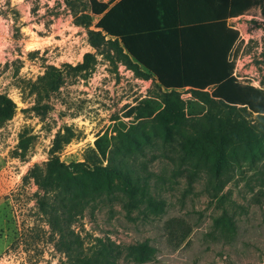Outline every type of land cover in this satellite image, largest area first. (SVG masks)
I'll return each mask as SVG.
<instances>
[{
	"label": "rangeland",
	"instance_id": "rangeland-1",
	"mask_svg": "<svg viewBox=\"0 0 264 264\" xmlns=\"http://www.w3.org/2000/svg\"><path fill=\"white\" fill-rule=\"evenodd\" d=\"M82 13H89L87 0H0V93L15 104L12 117L0 122V264H60L64 259L37 208L41 192L23 180L27 171L53 156L70 169L77 162L94 169L105 164L94 141L101 138L104 148L114 147L126 132L141 148L131 142L127 153L145 170L163 209L154 215L144 204L126 207L119 192L102 196L73 225L86 243L91 237L110 238L117 248L115 264H264L261 119L200 101L187 87L175 91L183 101L182 119L175 117L174 105L162 96L168 91L153 77H138L90 47L86 28L76 23ZM90 15L93 29L98 16ZM229 24L243 37L230 55L235 79L264 90V18L252 11ZM86 52L94 54L95 63L89 73L74 76L67 66L81 62ZM50 65L63 72V83L35 104L30 84ZM140 101H149L154 112L138 125L124 112ZM200 126L206 128V140L221 132L230 143L233 134L239 142L249 139L252 150L233 165L229 181L213 197L204 188L206 174L192 172L180 158L187 152L180 143L192 153L193 141L187 138ZM22 137L29 138L24 152ZM224 214L229 223L218 221Z\"/></svg>",
	"mask_w": 264,
	"mask_h": 264
},
{
	"label": "trees",
	"instance_id": "trees-1",
	"mask_svg": "<svg viewBox=\"0 0 264 264\" xmlns=\"http://www.w3.org/2000/svg\"><path fill=\"white\" fill-rule=\"evenodd\" d=\"M87 7L89 13L80 14L76 23L86 28L90 47L105 60L122 64L138 77H153L160 88L168 91L162 96L167 104L174 105L170 111L175 117L180 118L178 113L183 105L175 91L188 87L200 101H215L260 118L263 127L259 138H264V90L233 77L230 55L236 47L238 32L227 25L229 18L245 15L252 9L264 18V0H87ZM90 14L98 16L93 29L89 28ZM94 63V54L86 52L81 62L67 67L75 76L89 73ZM193 64L198 65L196 73L191 72ZM63 79L59 68L47 66L29 87L35 104L57 91ZM14 110L13 100L0 93V122L10 119ZM153 112L149 101H140L127 107L124 116L138 119L139 125ZM205 130L200 126L187 138L191 144L193 141L192 153L185 143H180L187 151L182 149L180 158L192 172L206 174L204 188L213 197L229 181L233 165L247 154L252 155V150L249 139L239 142L232 134L233 141L228 143L221 139L220 132L217 139L206 140ZM127 133L118 135L120 145L110 148L101 145V138L94 141L104 165L89 170L77 162L70 169L53 156L42 165L34 164L24 175L23 180H31L41 192L37 194V208L55 235L54 247L64 258L60 264H115L117 248L110 238L91 237L86 243L73 228L85 208L98 198L119 192L126 207L144 204L154 215L162 211L164 202L152 194L145 170L127 153L131 142L141 149ZM70 138L62 142L67 143ZM28 144V137L20 139L22 152ZM114 179L118 184H113ZM218 221L229 223L230 219L224 214Z\"/></svg>",
	"mask_w": 264,
	"mask_h": 264
},
{
	"label": "crops",
	"instance_id": "crops-1",
	"mask_svg": "<svg viewBox=\"0 0 264 264\" xmlns=\"http://www.w3.org/2000/svg\"><path fill=\"white\" fill-rule=\"evenodd\" d=\"M252 11H257V13L259 14V12H258V10L257 9H252V10H250V12H252ZM241 16H243V15H240V16H237V17H232V18H229L228 20H227V25L228 26H231L232 27V25L231 24H229V22H230V20H233V19H235V18H240ZM233 28V27H232ZM233 29H235V28H233ZM236 30V29H235ZM238 31V36H239V30H237ZM237 41H238V38H237V40H236V43H235V45L237 44ZM231 58V57H230ZM197 66L198 65H195V64H193L192 65V67H193V71H191L192 73H196V72H198V68H197ZM188 88V87H187Z\"/></svg>",
	"mask_w": 264,
	"mask_h": 264
},
{
	"label": "built area",
	"instance_id": "built-area-1",
	"mask_svg": "<svg viewBox=\"0 0 264 264\" xmlns=\"http://www.w3.org/2000/svg\"><path fill=\"white\" fill-rule=\"evenodd\" d=\"M236 19H238V18H235V19H233V20H231V21L234 22ZM231 25H232V27L235 28L236 30H239V29L236 28V26H235L234 24H231ZM242 38H243V37H242L241 33L239 32L238 40H241ZM232 75H233L235 78H237L235 69H233Z\"/></svg>",
	"mask_w": 264,
	"mask_h": 264
}]
</instances>
